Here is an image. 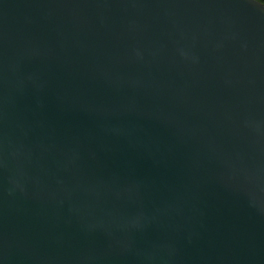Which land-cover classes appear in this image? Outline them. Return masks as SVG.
<instances>
[{
  "label": "water",
  "instance_id": "water-1",
  "mask_svg": "<svg viewBox=\"0 0 264 264\" xmlns=\"http://www.w3.org/2000/svg\"><path fill=\"white\" fill-rule=\"evenodd\" d=\"M0 264H264V4L0 0Z\"/></svg>",
  "mask_w": 264,
  "mask_h": 264
},
{
  "label": "trees",
  "instance_id": "trees-1",
  "mask_svg": "<svg viewBox=\"0 0 264 264\" xmlns=\"http://www.w3.org/2000/svg\"><path fill=\"white\" fill-rule=\"evenodd\" d=\"M257 1H259V2H261V3H263V4H264V0H257Z\"/></svg>",
  "mask_w": 264,
  "mask_h": 264
}]
</instances>
